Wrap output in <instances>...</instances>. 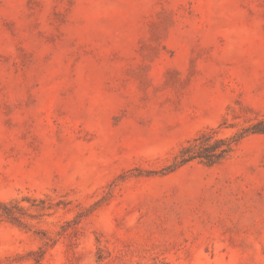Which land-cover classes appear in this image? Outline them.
Listing matches in <instances>:
<instances>
[{
	"label": "rangeland",
	"instance_id": "374dc122",
	"mask_svg": "<svg viewBox=\"0 0 264 264\" xmlns=\"http://www.w3.org/2000/svg\"><path fill=\"white\" fill-rule=\"evenodd\" d=\"M264 0H0V264H264Z\"/></svg>",
	"mask_w": 264,
	"mask_h": 264
},
{
	"label": "trees",
	"instance_id": "16d2710c",
	"mask_svg": "<svg viewBox=\"0 0 264 264\" xmlns=\"http://www.w3.org/2000/svg\"><path fill=\"white\" fill-rule=\"evenodd\" d=\"M258 133L264 134V118L257 119L228 137L218 136V130L215 128L202 131L181 145L172 163L166 169L173 171L195 160L205 165L218 164L233 151L235 145L243 137ZM22 209L24 207L18 205L17 202L0 200V218H5L20 226H27L22 219Z\"/></svg>",
	"mask_w": 264,
	"mask_h": 264
}]
</instances>
